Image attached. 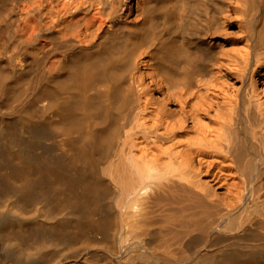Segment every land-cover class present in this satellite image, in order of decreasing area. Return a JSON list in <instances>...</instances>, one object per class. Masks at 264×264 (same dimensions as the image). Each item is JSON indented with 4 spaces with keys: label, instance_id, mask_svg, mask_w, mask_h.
Returning a JSON list of instances; mask_svg holds the SVG:
<instances>
[{
    "label": "bare ground",
    "instance_id": "obj_1",
    "mask_svg": "<svg viewBox=\"0 0 264 264\" xmlns=\"http://www.w3.org/2000/svg\"><path fill=\"white\" fill-rule=\"evenodd\" d=\"M0 264H264V0H0Z\"/></svg>",
    "mask_w": 264,
    "mask_h": 264
}]
</instances>
